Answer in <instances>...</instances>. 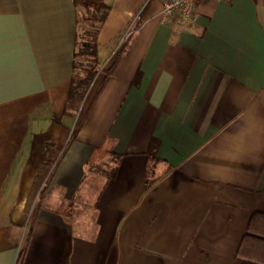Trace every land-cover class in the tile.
I'll list each match as a JSON object with an SVG mask.
<instances>
[{
  "label": "crops",
  "instance_id": "1",
  "mask_svg": "<svg viewBox=\"0 0 264 264\" xmlns=\"http://www.w3.org/2000/svg\"><path fill=\"white\" fill-rule=\"evenodd\" d=\"M106 2L70 116L73 0H0V264H264V0H198L186 26L162 23L160 0ZM47 139L64 152L54 203L85 188L87 164L116 169L89 236L27 212Z\"/></svg>",
  "mask_w": 264,
  "mask_h": 264
},
{
  "label": "trees",
  "instance_id": "2",
  "mask_svg": "<svg viewBox=\"0 0 264 264\" xmlns=\"http://www.w3.org/2000/svg\"><path fill=\"white\" fill-rule=\"evenodd\" d=\"M73 5L77 10V33L75 36L72 63L75 77L69 87L65 109L63 111V115L70 116L78 112L87 91L98 73L97 64L89 63L83 73L77 76V61L78 59H82V61L88 63L95 57L97 51V36L110 10V6L107 4L106 0H73ZM80 21L85 23V28L81 31L78 27ZM79 126L80 124H78L75 132L78 130ZM156 144V141H151L147 152L149 164L145 179L146 189H149L153 185L155 164L159 162L155 156ZM63 153L64 152L59 153L57 151L53 140L47 139L45 141V158L35 175L27 201V212L32 216L39 208L44 207L51 211L61 213L70 221L75 234L89 236L90 231L86 223H89L91 212L93 208H95L98 196L101 194V191L98 192L101 187V180H110L114 178L116 169L108 164H87L84 172V180L86 181L85 188L82 189L71 202L67 203L61 198L54 203L49 198L47 187ZM110 158L112 162L116 160L118 156L112 154Z\"/></svg>",
  "mask_w": 264,
  "mask_h": 264
},
{
  "label": "built area",
  "instance_id": "3",
  "mask_svg": "<svg viewBox=\"0 0 264 264\" xmlns=\"http://www.w3.org/2000/svg\"><path fill=\"white\" fill-rule=\"evenodd\" d=\"M197 1L198 0H160V21L164 24H171L173 20H178L183 26L191 24L195 15ZM126 38L127 34L121 39L119 47L126 41Z\"/></svg>",
  "mask_w": 264,
  "mask_h": 264
},
{
  "label": "rangeland",
  "instance_id": "4",
  "mask_svg": "<svg viewBox=\"0 0 264 264\" xmlns=\"http://www.w3.org/2000/svg\"><path fill=\"white\" fill-rule=\"evenodd\" d=\"M78 27H79V30L81 31L83 28H85V23L80 21ZM77 64H78V68L76 70V75L80 76V74L83 73L84 69L88 67L89 63L82 61V59H78Z\"/></svg>",
  "mask_w": 264,
  "mask_h": 264
}]
</instances>
